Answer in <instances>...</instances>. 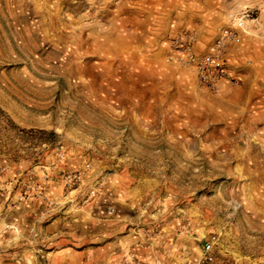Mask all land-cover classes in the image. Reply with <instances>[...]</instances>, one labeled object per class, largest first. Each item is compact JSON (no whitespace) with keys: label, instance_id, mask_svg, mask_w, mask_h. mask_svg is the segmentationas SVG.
Returning <instances> with one entry per match:
<instances>
[{"label":"rangeland","instance_id":"obj_1","mask_svg":"<svg viewBox=\"0 0 264 264\" xmlns=\"http://www.w3.org/2000/svg\"><path fill=\"white\" fill-rule=\"evenodd\" d=\"M209 1L0 0V264H264V54L171 57Z\"/></svg>","mask_w":264,"mask_h":264},{"label":"crops","instance_id":"obj_2","mask_svg":"<svg viewBox=\"0 0 264 264\" xmlns=\"http://www.w3.org/2000/svg\"><path fill=\"white\" fill-rule=\"evenodd\" d=\"M259 4L260 0H211L199 7L203 21L193 24V29L203 40L209 34L215 36L219 29L231 27L233 19L243 12H252V17L243 21L241 29H234L236 37L226 48V59L232 73L238 71L239 66L242 67L244 58H252L253 61L259 62L264 54V17L258 10ZM187 26V29L184 28L180 33L189 31L188 28L192 25ZM116 231L118 230L102 229L98 234H89V237L87 234V240L97 245H107L109 242L115 245L118 233L112 232Z\"/></svg>","mask_w":264,"mask_h":264},{"label":"built area","instance_id":"obj_3","mask_svg":"<svg viewBox=\"0 0 264 264\" xmlns=\"http://www.w3.org/2000/svg\"><path fill=\"white\" fill-rule=\"evenodd\" d=\"M264 17V0H260L259 9ZM252 12H243L232 21L229 28L219 29L214 40L207 51H196V37L193 32L185 31L177 35L170 42V48L173 53L172 59L179 65L187 68L193 74L196 82L202 87L218 92L224 86L235 85L237 77L231 72L226 59V48L235 39L234 29H241L243 21L250 19ZM78 181L75 175L65 176L63 184L67 188L74 186ZM108 214L112 213L109 208ZM201 251L205 261H211L210 245L208 242L202 244Z\"/></svg>","mask_w":264,"mask_h":264}]
</instances>
